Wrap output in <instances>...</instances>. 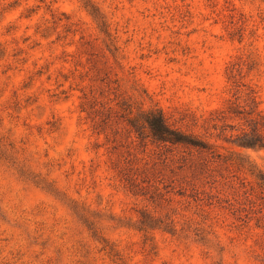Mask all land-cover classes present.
Wrapping results in <instances>:
<instances>
[{
  "label": "rangeland",
  "instance_id": "374dc122",
  "mask_svg": "<svg viewBox=\"0 0 264 264\" xmlns=\"http://www.w3.org/2000/svg\"><path fill=\"white\" fill-rule=\"evenodd\" d=\"M108 82L212 148L93 120ZM251 89L264 113V0H0V264H264Z\"/></svg>",
  "mask_w": 264,
  "mask_h": 264
},
{
  "label": "trees",
  "instance_id": "16d2710c",
  "mask_svg": "<svg viewBox=\"0 0 264 264\" xmlns=\"http://www.w3.org/2000/svg\"><path fill=\"white\" fill-rule=\"evenodd\" d=\"M85 6H88V4L85 3ZM89 13L98 23L102 24L101 27L104 26L103 20H101L100 16L98 17L92 7L89 9ZM101 30L106 33L109 40L112 42L113 40L110 38V34L106 29ZM110 95H113V97H110ZM99 96L101 99H98L100 98ZM99 96L96 97L94 94H84L81 103V110L89 115L92 114L93 120L94 118H98L100 122L105 123L108 117L102 118V116L105 113L110 116V113L114 112L116 116L123 118V121H125L138 135L147 137L152 141L181 143L207 150L212 148L198 135L186 133L180 128L169 124L162 109L157 105L145 106L144 98L138 101L130 97H125L122 95V92H120V87H113L110 82L101 90ZM97 104L99 105L97 106ZM229 107V112L239 120L238 122L241 125L238 132L231 140V143L239 148H264V113L259 109L256 92L253 91V89L249 91V101L247 104H235L232 102V105ZM235 164L234 162H230L229 166L233 168ZM237 165L241 168L239 164ZM248 171L256 180L260 192L264 196V174L260 171L255 173V171H251L250 169H248ZM74 204L76 205L75 207H78L77 203L74 202ZM149 220H151V218ZM142 222L144 224V220ZM171 222H173V220ZM106 246L107 245H103L101 249L107 250L106 252L110 256H113L115 260L121 262L122 258L118 256V253L113 252L111 246ZM84 260L86 264L91 263V258L88 254L84 256Z\"/></svg>",
  "mask_w": 264,
  "mask_h": 264
}]
</instances>
